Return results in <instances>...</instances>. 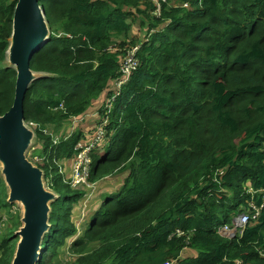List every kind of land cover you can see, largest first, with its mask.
I'll list each match as a JSON object with an SVG mask.
<instances>
[{"label":"trees","instance_id":"trees-1","mask_svg":"<svg viewBox=\"0 0 264 264\" xmlns=\"http://www.w3.org/2000/svg\"><path fill=\"white\" fill-rule=\"evenodd\" d=\"M18 1L0 0V116L15 100L17 72L5 63ZM39 6L51 36L31 60L45 77L28 90L25 120L59 198L38 264H264V212L237 238L218 231L260 206L264 190V0ZM136 49L139 66L119 87ZM87 117V131L69 132ZM101 125L88 200L60 171L73 170L77 145L93 143ZM8 194L0 177L2 214ZM20 220L0 236V264L13 262ZM65 248L74 258L64 263Z\"/></svg>","mask_w":264,"mask_h":264},{"label":"water","instance_id":"water-1","mask_svg":"<svg viewBox=\"0 0 264 264\" xmlns=\"http://www.w3.org/2000/svg\"><path fill=\"white\" fill-rule=\"evenodd\" d=\"M51 36L39 0H19L13 19L8 62L17 72L15 100L0 116V164L9 191L8 203L23 206V226L12 264H38L42 242L49 232L51 205L59 196L46 188L44 171L27 158L36 139L25 123V100L32 83L45 77L31 70V60Z\"/></svg>","mask_w":264,"mask_h":264},{"label":"built area","instance_id":"built-area-1","mask_svg":"<svg viewBox=\"0 0 264 264\" xmlns=\"http://www.w3.org/2000/svg\"><path fill=\"white\" fill-rule=\"evenodd\" d=\"M157 1V0H153ZM160 7V6H159ZM137 49L130 52L127 58L124 60L122 65V72L125 74L126 79H124L119 87L124 84L128 77L131 75L132 71L136 70L139 66V61L136 58ZM25 125L32 130H35L34 124L26 122ZM106 136L104 126L101 125L98 128V133L96 139L93 143L85 146L80 143L76 147V151L78 152L77 160L75 162L73 168V175L71 180V186L74 189H78L80 187H86L90 192L88 194V200L91 196L97 191L96 184H90L88 182V178L91 171L92 159L91 154L95 149V146ZM55 140H58L57 138ZM261 196V205L258 206L254 201L250 202L248 205V210L240 213L237 217H235L230 225H224L218 228L219 234L227 239L237 238L238 235H243L246 228L251 224V222H256L259 217L264 212V190L255 192V196ZM5 216V215H4ZM3 216V217H4ZM2 221V217L0 218V223ZM7 222V221H6ZM171 264V263H166ZM239 264V263H237Z\"/></svg>","mask_w":264,"mask_h":264},{"label":"rangeland","instance_id":"rangeland-1","mask_svg":"<svg viewBox=\"0 0 264 264\" xmlns=\"http://www.w3.org/2000/svg\"><path fill=\"white\" fill-rule=\"evenodd\" d=\"M5 64L9 65V62L7 61V63H5ZM72 123H73V125L69 127V132L70 133H72L75 130H77L78 127L84 128L87 131L92 124H95V121H94V118L87 117L84 120H80V121L76 120V121H73ZM58 137L59 136H56L55 139L58 138ZM41 150H42V147H41L40 144H38V140L36 138L35 141H34L33 146L31 147V149L27 153V158L29 159V161L32 162L36 166L42 164V160L40 159V157L38 158V155H37V152H39ZM60 173H62V176L67 181H71L72 180L73 170H71L69 172H65L64 169H62V171H60ZM0 177L4 180V177L2 175V166H1V164H0ZM105 180L108 181V184H110V183L113 184L116 181L114 178L113 179L112 178H110V179L106 178ZM48 184L49 183H47V181H46V183H45L46 188L48 190H50L47 187ZM50 191H52V190H50ZM8 193H9V191H8ZM8 196H9V194H8ZM84 205L86 206V202L84 203ZM0 215H1L0 218L2 217V221L0 223V236H2V235H4L7 232V230L11 226H13L14 217H16V216H20L21 218L23 217V206L21 204H13V207H12V209H11V211L9 213H5V214L0 213ZM84 217L86 218V214H84ZM81 222L82 221L78 220L77 227H78L79 231H81L82 228H85V226L83 225V223L81 224ZM21 225L23 226L22 223H21ZM65 249H66L65 250L66 253L62 254V256L64 255V263H65V261H70V259H72V257L74 258V256L71 255V251H69V250L67 251V248H65Z\"/></svg>","mask_w":264,"mask_h":264},{"label":"crops","instance_id":"crops-1","mask_svg":"<svg viewBox=\"0 0 264 264\" xmlns=\"http://www.w3.org/2000/svg\"><path fill=\"white\" fill-rule=\"evenodd\" d=\"M73 121H76L75 119ZM110 187H112V184H108Z\"/></svg>","mask_w":264,"mask_h":264},{"label":"bare ground","instance_id":"bare-ground-1","mask_svg":"<svg viewBox=\"0 0 264 264\" xmlns=\"http://www.w3.org/2000/svg\"><path fill=\"white\" fill-rule=\"evenodd\" d=\"M225 224V223H224Z\"/></svg>","mask_w":264,"mask_h":264},{"label":"clouds","instance_id":"clouds-1","mask_svg":"<svg viewBox=\"0 0 264 264\" xmlns=\"http://www.w3.org/2000/svg\"><path fill=\"white\" fill-rule=\"evenodd\" d=\"M41 7V6H40Z\"/></svg>","mask_w":264,"mask_h":264}]
</instances>
